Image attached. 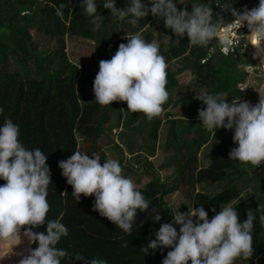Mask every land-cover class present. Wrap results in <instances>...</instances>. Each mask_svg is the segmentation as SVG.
<instances>
[{"label":"trees","instance_id":"obj_1","mask_svg":"<svg viewBox=\"0 0 264 264\" xmlns=\"http://www.w3.org/2000/svg\"><path fill=\"white\" fill-rule=\"evenodd\" d=\"M200 2L210 3L213 20L219 19L227 26L234 20L231 8L240 12L245 8L250 10L258 5L259 0ZM102 3L103 0L97 11L105 12ZM185 3L187 5L177 4V8L187 7L191 12V0ZM41 10L44 11L43 15L40 14ZM104 15L107 18L103 21L105 28L96 32L93 18L83 12L81 0H0V107L4 108L0 115V127L5 119L11 118L20 126V140L25 147L41 148L47 155L52 180L48 188L50 209L47 219H61L69 229L68 236L62 237L57 245L67 251L62 264H82L75 259L76 253L105 259L107 264H162L171 248L150 250L148 255L142 253L141 248L155 239V231L159 230L160 223L174 220V213L166 200L169 195L182 191L191 207L205 208L209 219L215 214L211 211L213 208L219 212L222 204L230 202L236 208L240 222H244L248 210L255 211L259 205H264V174L259 166L229 159L230 150L238 146L233 142V131L221 128L214 136L196 123L199 119L198 109L206 106L193 95L186 96L182 101L183 90L179 92L181 99L176 103L182 114V119L176 120L178 122H175L176 116L172 113H167V119L160 113L149 120L143 113L129 112L125 101H113L111 105L101 106L95 102L94 91L91 98L80 93L81 86L92 80L88 79L90 75L85 71L90 66L85 68L71 58L67 38L98 39L100 45L111 49V56L118 50L119 44L127 43L124 33L114 23L111 12L106 11ZM21 16H25L27 26L16 25V17ZM139 22L143 27L151 24L152 30L160 31L170 38L169 50L161 52L168 63L166 89L170 95L165 104L170 106L173 103L174 95L180 89L179 75L189 70L193 71L200 89L213 94L226 93L229 103L248 97V91L240 88L243 77L237 70L243 56L236 58L234 54L225 55L215 41L208 47L190 46L187 35L176 44L174 40L177 37L171 29L166 28L164 19L151 13ZM125 26L132 27L128 23ZM34 27L46 38L55 39L58 42L57 49H45L38 56L40 43L39 38L35 39L32 31ZM212 47L216 50L209 58V48ZM3 48L7 49L4 55L1 52ZM13 57L23 67L22 70L10 63ZM31 58L35 59V65L29 62ZM179 61H183V65L178 70L173 69V64ZM245 64L251 63L245 61ZM32 67L36 70V77L30 75ZM25 73H28V77H25ZM116 116L125 121L126 131L122 137L129 138L128 147L134 155V162L139 165L136 171H151L152 177L146 188H138L145 199L151 202V206L148 211L137 210L131 235L125 234L113 222L93 211L94 195L81 194V200L77 203L72 197L73 188L58 165L59 161L68 159L77 150L90 156L99 153L101 163L111 159L100 143L107 125ZM166 120L171 126L166 148L173 149L175 154L167 158L162 167L177 163L178 177L175 175L163 180L150 157L158 153L161 129ZM191 121L194 124L187 127L186 124ZM182 128L186 131L182 132ZM205 147H211L206 155L211 161L209 167L201 166L200 156L205 153ZM135 165L129 169L135 171ZM5 183L0 179V185ZM199 186L204 190L198 191ZM216 187L222 188L217 195L209 193L208 188ZM249 187H255V192L246 198L244 191ZM65 192L66 195H61ZM151 208L159 211L160 223L151 218ZM256 214L253 254L248 259L237 258V264H256L264 256V226L259 222V212ZM28 227L31 226L21 229L20 242L0 240V264H19L21 259L30 254V249L38 246L24 236V230ZM46 230L47 223L32 228L34 232L46 233ZM125 242L127 247L122 246ZM5 243L8 246H4Z\"/></svg>","mask_w":264,"mask_h":264},{"label":"clouds","instance_id":"obj_2","mask_svg":"<svg viewBox=\"0 0 264 264\" xmlns=\"http://www.w3.org/2000/svg\"><path fill=\"white\" fill-rule=\"evenodd\" d=\"M81 4L94 24L103 19L97 14V0H81ZM102 4L111 10L114 19L133 27L149 13L162 17L166 28L177 37L176 44L185 35L190 46L208 47L215 41L227 55L233 41L238 39L241 40L238 50L244 49L245 32H249L252 44L258 46L264 41V0L243 12L231 8L234 20L227 26L219 19L214 21L212 5L200 0H191V12L187 7L177 8V4L187 5L185 0H128L123 9L117 8L116 0H103ZM233 30H238L239 36L234 40ZM125 39L127 43L119 44L110 60L99 63L93 82L95 102L107 106L113 101H125L129 112L143 113L151 120L162 112V106L169 99L168 63L155 39L146 41L140 32L126 33ZM215 50V47L209 48V58ZM257 89L259 101L255 105L240 99L229 103L226 93L213 94L206 89L196 92V99L206 106L198 109L200 126L214 136L218 129L232 130L233 142L238 146L230 150L229 159L255 167L264 161V85ZM3 112L4 108L0 107V115ZM58 165L73 188V199L79 203L81 194L94 195L93 211L127 235L133 232L137 210L150 209L151 202L133 180L122 173L117 159H105L101 163L99 153L90 156L77 150ZM0 179L6 181L0 185V240L20 242L21 229L31 226L24 230V236L38 246L30 249V254L19 264H62L67 251L57 245L62 237L68 236L69 229L61 219H47L48 188L52 183L47 155L41 148L25 147L20 140V126L11 118L5 119L0 127ZM211 211L215 214L209 219L203 206H192L186 213L175 214L172 222L160 223L159 211L151 208V218L160 223V228L155 231V239L143 246L141 252L148 255L150 250L171 248L162 264H188L189 261L191 264H234L237 258H250L256 212L264 226V205H259L255 211L248 210L244 222H240L230 202L222 204L219 212L215 208ZM45 223L46 233L32 231ZM174 224L180 226L179 232ZM122 246L127 247V243ZM75 259L82 264H107L105 259L85 257L82 253H76Z\"/></svg>","mask_w":264,"mask_h":264},{"label":"rangeland","instance_id":"obj_3","mask_svg":"<svg viewBox=\"0 0 264 264\" xmlns=\"http://www.w3.org/2000/svg\"><path fill=\"white\" fill-rule=\"evenodd\" d=\"M186 1V0H185ZM102 0H97V10L98 7L100 6ZM128 0H116V6L119 9H123L127 6ZM106 11H110V9H106ZM103 11H97V14L100 15L101 17H103L102 20L97 21L94 24V30L96 32L100 31V30H104L105 28V24L103 21H105L107 18L106 16L103 14L106 13ZM44 11H40V14L43 15ZM112 16V15H111ZM39 18L45 17V16H38ZM16 25H24L27 26L26 20H25V16H21V18H17L16 17ZM114 23L118 24V27L120 28V32L124 33L123 35L126 36V33H136V32H141L144 31L143 26H141L140 22H138V24L135 27H126L125 23L126 22H122L119 20H116L113 18ZM98 25V26H97ZM28 28V27H27ZM148 28V27H147ZM33 33L35 34V39L39 38V43H40V47L38 46L39 50H38V56L41 55V53L44 52V50H49V51H54L57 49L58 46V42L55 39L52 38H46L45 36H43V33H40L39 30L37 28H33L32 29ZM244 35V49L237 52L236 58H239L240 56L243 58L241 59V62H238V68L237 69L241 76L243 77V82L240 85V88L248 91V97L243 100L249 102L251 105H255L258 103L259 101V91H258V87L264 85V67L262 65V60L261 58L258 56L252 41L250 39V36L248 35L249 32H245L243 33ZM18 36H22L21 34H19ZM142 37L146 40V41H152L153 39H155L159 44H160V53L162 52V50L168 51L169 49V42H170V38L166 35H164L163 33H161L160 31H156L153 33V35L151 36V38L148 40V32L144 31V34L142 35ZM36 41V40H35ZM38 42V41H37ZM37 42H35L37 44ZM67 49L69 51V54L71 55V58L78 64L83 65L85 68H87V66H90L89 68H87V70L82 67L83 69H85V71H87L88 76L90 75V77L88 79H92L90 82L86 83L85 86H81V90L80 93L82 94H87L88 96H90V98L93 95V82L94 79L99 71V63L101 60H110L112 58V56L110 55V51L107 50L106 48H104L103 45H100L98 39H82V38H67ZM42 48V49H41ZM2 54L4 55L7 52L6 48L2 49ZM16 58H12L11 59V64H15L19 67L20 70L23 69V67L18 64ZM35 59L31 58L29 60V62L32 65H35L34 63ZM245 61H249L251 64H245ZM183 61H179L173 64V69L178 70L182 65H183ZM30 70V69H29ZM25 71V70H24ZM25 77H28V73L24 74ZM31 77H36V70L34 67H32V72L30 73ZM179 80H180V89L175 93L174 95V100L173 103L169 106L167 104H164L162 106L163 110H162V114L164 116V118L167 119V113H172L175 117V122H178L176 120H181L182 119V114L179 113L181 112V108H178L176 106V103L178 102V100L181 99V97L179 96V92L181 90L184 91V95L182 97V101L184 100L183 98H185L188 95H193L196 98V92H198L200 90L198 84H197V80L196 77L193 73V71L189 70L186 71L182 74L179 75ZM169 109V110H168ZM196 123H199L200 125L202 124V122L198 119V121H195ZM124 119H119V116H116L113 118L112 122L110 124L107 125L106 127V132L103 136V139L101 140V147H103L104 149L107 150V152L110 153L111 157L113 159H117L119 162L121 159L124 158V162L121 164L123 166L122 169V173L127 176L130 177L133 182H135V178L132 177V175L136 172L130 171L127 169V167H129V165L133 168L134 163H130L132 155L129 152V147H128V142H129V138H125L122 137V134H124V132L126 131V128L124 126ZM194 124V121L188 122L186 124L187 127H191ZM171 126L170 124L167 122V120L163 123L162 125V129H161V140H160V146H159V150L158 153L154 156H151L153 158V162L155 166V169L157 170L159 176L162 177V179H166L167 177L171 176L174 174L175 170L171 167L167 168L166 170H163L161 168V166L164 164L165 160L167 158H171L174 156L175 152L173 149L168 150V148H166L167 146V142H168V133L170 130ZM182 132H184L185 129H181ZM186 131V130H185ZM123 146H122V145ZM211 147H205V149H203V152H205L203 155H201V162H202V167H207L211 165V161H209V159H207L206 155L211 151L210 150ZM167 149V150H166ZM129 162V163H128ZM135 170L137 169V165H135ZM259 168H261V173L264 174V161L261 162V164L259 165ZM161 169V170H160ZM137 177V175L135 176ZM139 178L137 179V182L139 181L140 183H135L137 187H146L147 184H149L152 181V177H150V179L148 177H146V175L142 174L138 176ZM222 189L221 187H216V188H210L209 193L211 192L214 195L218 194V191ZM204 190L202 186H199L198 191ZM221 191V190H220ZM255 192V187H249L248 190L244 191V196L246 198H248V196L252 195ZM181 194V193H180ZM179 193H174L172 196L170 195L167 200L170 204V207L172 210H176L178 212H180L183 208V202L182 201H186L184 195H180ZM188 203V202H187ZM190 207V205H189ZM174 227L177 228V231L179 232V225H175ZM4 246H8V243L3 244ZM234 264H237V260H235ZM252 264V263H251ZM256 264H264V256L261 257V259H259L257 261Z\"/></svg>","mask_w":264,"mask_h":264},{"label":"crops","instance_id":"obj_4","mask_svg":"<svg viewBox=\"0 0 264 264\" xmlns=\"http://www.w3.org/2000/svg\"><path fill=\"white\" fill-rule=\"evenodd\" d=\"M148 27V28H147ZM144 28H146V29H144V31H147L148 32V40L151 38V36L153 35V33L154 32H156V30H152L151 29V24H149L148 26H146V27H144ZM144 31H141L140 33H141V35H143L144 34ZM125 38V37H124ZM109 50H111V49H109ZM122 145V144H121ZM123 146V145H122ZM129 152H130V148H129ZM109 153V152H108ZM110 154V153H109ZM130 154H131V152H130ZM132 155V154H131ZM111 156V155H110ZM154 156V155H153ZM133 158H134V155H132V158H131V162L130 163H134V165L136 164V162H134V160H133ZM111 159H113L112 157H111ZM150 161H153V158L152 157H150ZM124 162V158L123 159H121L120 160V163L122 164ZM129 163V162H128ZM153 163H155V162H153ZM137 165V164H136ZM139 165H137V167H138ZM156 165H154V167H155ZM172 166V168L175 170V172H174V174L173 175H171V176H169V177H167V178H170V177H173V176H177L178 177V173H176V171L178 170V164L176 163H174V164H172L171 165ZM171 166H167L166 168H163L162 166H161V168L163 169V170H166L167 168H169V167H171ZM129 167H130V165H129ZM129 167H127V169L128 170H130V171H133V172H136V173H134L133 175H132V177L133 178H135V182L134 183H140L139 181L137 182V179L139 178L138 176L139 175H142V174H144V175H146V177H148L149 179H150V177H151V171H150V173H147V171H145V172H142V170L141 171H134L133 169H129ZM207 167H209V166H207ZM122 169H123V166H122ZM161 170V169H160ZM157 171V170H156ZM137 175V177H135ZM166 178V179H167ZM165 179V180H166ZM164 180V179H163ZM148 185V184H147ZM137 188H146V187H137ZM204 189V188H203ZM208 189H210V188H208ZM219 192V191H218ZM176 193H181L182 194V191H178V192H176ZM211 193V192H210ZM180 194V195H181ZM173 195V194H172ZM171 195V196H172ZM214 195V194H213ZM170 196V195H169ZM168 196V197H169ZM167 197V198H168ZM167 200V199H166ZM183 202V208H182V210L180 211V212H182V213H186V212H188L189 211V204L186 202V201H182ZM167 203H168V205L170 206V204H169V202H168V200H167ZM191 207V206H190ZM170 209H171V207H170ZM171 211L174 213V215L175 214H178L179 212L178 211H176V210H172L171 209Z\"/></svg>","mask_w":264,"mask_h":264},{"label":"built area","instance_id":"obj_5","mask_svg":"<svg viewBox=\"0 0 264 264\" xmlns=\"http://www.w3.org/2000/svg\"><path fill=\"white\" fill-rule=\"evenodd\" d=\"M238 30L237 31L236 30H233V34H232V36H234V38L232 37L233 40L235 39V37H237V38L239 37L238 34H237ZM240 44H241V40L240 39H238L236 41H233V45L229 49V52L227 53V55H231V54L237 55V52H239L238 47H240Z\"/></svg>","mask_w":264,"mask_h":264},{"label":"bare ground","instance_id":"obj_6","mask_svg":"<svg viewBox=\"0 0 264 264\" xmlns=\"http://www.w3.org/2000/svg\"><path fill=\"white\" fill-rule=\"evenodd\" d=\"M258 56L261 58L262 60V64L264 66V41L260 42V44L257 46L255 44H253Z\"/></svg>","mask_w":264,"mask_h":264}]
</instances>
